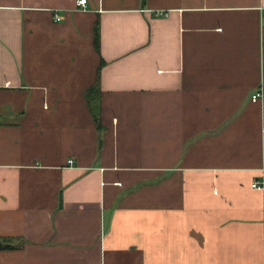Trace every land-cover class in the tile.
I'll return each instance as SVG.
<instances>
[{"label":"crops","instance_id":"0c3cea01","mask_svg":"<svg viewBox=\"0 0 264 264\" xmlns=\"http://www.w3.org/2000/svg\"><path fill=\"white\" fill-rule=\"evenodd\" d=\"M1 238L0 264H264V0H0Z\"/></svg>","mask_w":264,"mask_h":264},{"label":"built area","instance_id":"2783aa9c","mask_svg":"<svg viewBox=\"0 0 264 264\" xmlns=\"http://www.w3.org/2000/svg\"><path fill=\"white\" fill-rule=\"evenodd\" d=\"M87 3H88V0H78V4L80 6H82V7H86ZM260 95H261V93H259V92L255 93L253 95V100L257 101L258 98L260 97ZM69 162H70V164H73L74 160L71 159ZM252 186L255 187V188H258V189L263 188V185H262V183L260 181H255Z\"/></svg>","mask_w":264,"mask_h":264},{"label":"trees","instance_id":"16d2710c","mask_svg":"<svg viewBox=\"0 0 264 264\" xmlns=\"http://www.w3.org/2000/svg\"><path fill=\"white\" fill-rule=\"evenodd\" d=\"M14 244L11 242L6 241L5 239H0V248H10L13 247Z\"/></svg>","mask_w":264,"mask_h":264}]
</instances>
